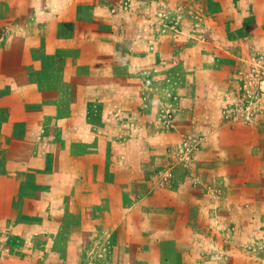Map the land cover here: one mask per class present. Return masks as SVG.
<instances>
[{
	"label": "rangeland",
	"instance_id": "obj_1",
	"mask_svg": "<svg viewBox=\"0 0 264 264\" xmlns=\"http://www.w3.org/2000/svg\"><path fill=\"white\" fill-rule=\"evenodd\" d=\"M264 0H0V264H264Z\"/></svg>",
	"mask_w": 264,
	"mask_h": 264
},
{
	"label": "built area",
	"instance_id": "obj_2",
	"mask_svg": "<svg viewBox=\"0 0 264 264\" xmlns=\"http://www.w3.org/2000/svg\"><path fill=\"white\" fill-rule=\"evenodd\" d=\"M255 82H257V84H255V89L246 90L249 93L248 96L252 99L249 101V105L247 104L249 113L255 111V107H264V78Z\"/></svg>",
	"mask_w": 264,
	"mask_h": 264
}]
</instances>
